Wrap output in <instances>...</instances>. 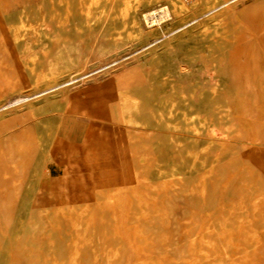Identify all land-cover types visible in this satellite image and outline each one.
I'll return each mask as SVG.
<instances>
[{
	"label": "bare ground",
	"instance_id": "6f19581e",
	"mask_svg": "<svg viewBox=\"0 0 264 264\" xmlns=\"http://www.w3.org/2000/svg\"><path fill=\"white\" fill-rule=\"evenodd\" d=\"M14 1L19 9L12 14L10 0H0V53L4 55L0 99L8 89H16L22 99L12 110L0 101V260L21 264L25 256L24 264H264V254L259 253L264 245V176L233 143L236 138L247 139V132L228 104L233 98L243 105L246 97L253 99L255 85H264L254 64L243 60L237 65L236 55L229 61L232 44L222 43L216 51L233 71L230 84L223 88L219 81H212L196 102L192 91L186 93L181 85L175 88L170 82L169 95L156 103L159 91L142 75L140 65L116 79L131 85L119 96L116 92L105 96L101 88H93L96 96L88 101L86 95L70 97L55 89L38 99L29 93L47 86L51 89L60 76H69L79 67L80 59H70L63 51L84 40V32L97 27L110 40L141 39L144 32L132 11L150 0ZM166 1L173 10L187 13L199 5L211 11L223 1L220 13L208 15L212 24L199 22L200 37L217 36L216 45L240 26L235 12L238 0ZM243 15L258 20L257 33L262 38L264 4H254ZM245 49L242 46L237 52L243 55ZM242 69L243 81L239 77ZM177 70L186 67L178 64ZM111 98L112 104L108 103ZM89 104L99 106L97 114L112 120V137L119 152L131 149L132 168L121 160L126 186L112 178L99 182L92 178L87 193L70 189L78 158L73 147L61 139L60 127L65 114L83 112ZM28 119H36L35 126ZM15 121L20 122L18 127ZM213 127L221 135H215ZM152 131L153 136H148ZM83 144L86 170H94L91 153L98 143ZM162 147L171 148L179 159H160ZM97 161L103 167L111 166L107 153ZM51 163L61 168L59 178H49ZM234 177L235 183L227 187ZM40 182L52 196L47 192L37 196ZM172 197L187 198L190 203L189 215L180 227L185 239L174 247L168 224L170 209L164 206ZM50 201L56 205L52 216L43 208ZM60 229L73 232L65 254L56 243ZM43 244L52 255L43 254ZM130 253L136 255L132 262Z\"/></svg>",
	"mask_w": 264,
	"mask_h": 264
},
{
	"label": "rangeland",
	"instance_id": "374dc122",
	"mask_svg": "<svg viewBox=\"0 0 264 264\" xmlns=\"http://www.w3.org/2000/svg\"><path fill=\"white\" fill-rule=\"evenodd\" d=\"M19 1L22 2L23 0ZM10 2L11 13L14 14L18 11L19 4L14 0H10ZM222 2L223 1L216 3L218 6L216 7L217 9L205 11L199 5V7H196L197 9L195 8L194 11H191L190 13H187L185 10H173L166 0H150L148 2H143L132 11L137 15L138 24L144 32L141 39L110 40L105 30H99L97 27H94V29L83 33L82 38H84V40H80V42L73 44V47L70 50L63 51V55L70 59H75L77 57L80 59V65L75 69L76 71L72 70L69 76L67 74L60 76L59 82L52 87L53 89H47V86L39 88L35 92L29 94L38 96V99H40L43 96L48 95L49 91L59 89L64 90L66 93L68 92L70 97L81 98L86 95L87 100L91 101V99L96 96V92L93 91V88H101V93L105 96L112 95V92H116L119 96L120 94L129 91L131 85L124 84L116 79L125 75L137 65H140L142 68V75L144 74L145 77L151 79V84H153L156 91H159L158 94L156 93V96L158 95L156 103H158L161 98L169 95L168 83L170 82L175 88L178 87V85H181L183 91L186 93L192 91L193 100L195 102L200 100V92L207 91V89L211 87L212 81H219L221 87L227 88L230 84L231 73L233 71H231V67L228 69L225 67L223 57H221L216 50L222 45V43L225 45L230 42L232 44L229 51L230 55L233 50V54L229 56V61H231L233 55H242L240 52L238 53L237 50L242 46L244 47L249 33L239 26V29L235 28L232 30L233 34L231 37L226 39L223 38L219 45L215 44V42L218 41L217 36H213L212 38L206 36L200 37L202 24L200 25L199 22L205 20L206 23L212 24V19H209L208 15L220 13L218 8L222 6ZM238 2L239 5H243L249 3L250 0H238ZM224 12L225 16H227V11ZM115 25L119 28L120 22ZM226 26L230 27V22L226 23ZM111 43L112 45H109ZM211 47L212 52L210 53ZM3 57L4 55L0 53V61ZM178 64L185 66L186 70L178 72ZM216 71H220V75H217ZM160 81H164L165 83H160ZM4 96L5 97L1 98L0 101L6 109L10 110H12L15 103L22 100L17 96L16 89H8ZM174 98L177 100V96H174ZM114 101L115 99H113V102ZM245 102H247L248 105L244 108L248 107L246 111H250L251 100L246 97ZM108 103L112 104V98L109 99ZM228 104L237 120L238 114L236 111L235 100L229 98ZM98 108L99 106L93 107L89 104L85 107V111L83 112H74L64 115H69L68 117L70 119L82 123L84 130L87 131L89 135V139L94 138L98 143L96 150L91 153V155L95 157L93 164L96 166V168L91 171L86 170V150L76 149L73 145L70 146L73 147L72 149L78 158L77 170L78 167L81 166L85 171V173L78 172L77 174L74 173L72 175L79 177L80 181L85 184V188H89V182L93 179L94 181L96 180L99 182V180H110L111 178L116 184L126 186V181H124L122 174L121 160L125 161L130 169L132 168L129 151L131 149L125 147L121 153L119 152L116 140L112 137V120L106 116L97 114ZM246 111L243 112L245 117H251V113H246ZM27 122L32 126H35L37 120L28 119ZM19 125V121L14 122V126L18 127ZM241 127L245 129L243 126ZM36 130H38V128ZM212 130L215 135H221V132L217 127H213ZM151 133L148 134V136L152 137L153 131ZM59 134H61V132H59ZM237 140L238 139L236 138L233 141L235 145L237 144ZM202 142L203 141L200 140L199 143ZM124 146L127 145L125 144ZM237 148L240 151L239 154L243 156V147L237 146ZM135 150L141 154V151L137 149ZM105 153L110 155V167H103L97 161L100 160L101 162L103 157H105ZM158 155L160 159L171 158L174 161L179 159V155L174 153V151L168 147H162L160 151H158ZM243 158L248 159L247 157ZM185 159L188 161L189 157H186ZM49 170V178L55 179L60 177L61 168L57 164H49ZM235 181V177L230 179L226 186H232ZM42 184L43 183L40 182L37 185L39 187L37 196L40 197L46 192L52 196V191H46L44 187H42ZM26 185L27 183L24 182V186ZM227 187H224L222 190H225ZM24 189L27 188L24 187ZM79 191L87 193L86 190ZM25 200H27L26 197ZM50 202L51 203L49 204L43 205L48 216H52L53 210L56 206L52 201ZM164 206L170 209L168 224L172 229L170 239L171 244L173 247L179 246L185 239V235L180 231V227L184 223L185 218L189 215V199L172 197L169 203L166 201L164 202ZM37 208L38 204L33 207V212ZM163 223L166 224L164 221ZM157 230L160 231L162 229L159 227ZM72 238V231L66 229H60L58 231L56 243L59 248L63 250L64 254L69 250ZM157 248L158 250H161L160 246ZM42 250L43 254L48 256L53 253L45 244H43ZM25 260V256L21 257L20 263L24 264ZM0 264L5 263L3 260H0Z\"/></svg>",
	"mask_w": 264,
	"mask_h": 264
},
{
	"label": "crops",
	"instance_id": "0c3cea01",
	"mask_svg": "<svg viewBox=\"0 0 264 264\" xmlns=\"http://www.w3.org/2000/svg\"><path fill=\"white\" fill-rule=\"evenodd\" d=\"M264 4V0H250L249 3L239 5L236 7L235 12L237 16V22L239 23L240 27L244 29V31H247L249 34L247 36L246 43L244 44L245 53L243 55H236L235 62L237 65H240L241 62L244 60L246 63L252 62L254 64V72L258 74L260 79L264 77V36L262 38L258 37L257 30L258 27V20L253 19L249 20L246 17H244V13L252 8L254 4ZM264 33V32H263ZM250 51L252 55V60H250V56L248 55L246 51ZM239 77L242 79L244 78V70H240ZM242 83V82H241ZM253 99L251 100V107L249 110H251V117L247 118L244 115V111L247 110V108H244L246 105H248L247 102H244L243 105H239L235 101L236 111H237V121L241 126H243L246 129L247 132V139H238L236 141V145L239 147H243L242 152H244L242 157H247L256 170L264 176V135L261 137L259 135V131L264 132V85L258 86L255 85L254 89L252 91ZM247 101V100H246ZM69 115H66L63 117L62 124L60 127L59 134L63 141H67L70 146H75L76 149H85L84 147V141L87 142H94L93 139H89V135L87 131L84 130V127L82 123H80L77 120L70 119L68 117ZM87 130V129H86ZM84 168L79 166L78 170L75 172L76 174L78 172L85 173L83 170ZM113 172V171H112ZM110 172V173H112ZM118 172V171H115ZM71 186L70 189L73 191H79V190H85V184L80 181V178L75 176L72 178L70 182ZM204 221H207V214L203 216ZM261 250L259 253L264 254V245L260 247ZM147 257H153L154 255ZM136 259V255L133 253H130V260L131 262Z\"/></svg>",
	"mask_w": 264,
	"mask_h": 264
}]
</instances>
